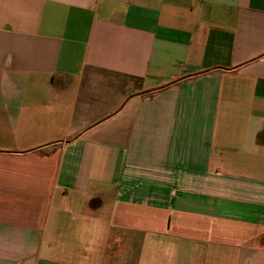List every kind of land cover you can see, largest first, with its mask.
<instances>
[{"label": "crops", "instance_id": "1", "mask_svg": "<svg viewBox=\"0 0 264 264\" xmlns=\"http://www.w3.org/2000/svg\"><path fill=\"white\" fill-rule=\"evenodd\" d=\"M0 264H264V0H0Z\"/></svg>", "mask_w": 264, "mask_h": 264}]
</instances>
